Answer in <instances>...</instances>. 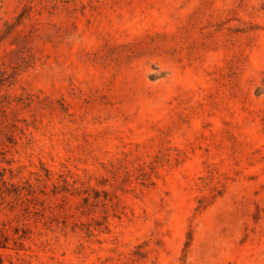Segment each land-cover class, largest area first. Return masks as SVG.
Instances as JSON below:
<instances>
[{"label": "rangeland", "instance_id": "374dc122", "mask_svg": "<svg viewBox=\"0 0 264 264\" xmlns=\"http://www.w3.org/2000/svg\"><path fill=\"white\" fill-rule=\"evenodd\" d=\"M0 264H264V0H0Z\"/></svg>", "mask_w": 264, "mask_h": 264}]
</instances>
